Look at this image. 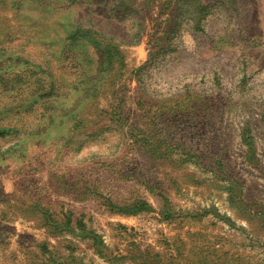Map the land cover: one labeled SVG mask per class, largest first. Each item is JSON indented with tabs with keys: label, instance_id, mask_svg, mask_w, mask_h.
I'll use <instances>...</instances> for the list:
<instances>
[{
	"label": "rangeland",
	"instance_id": "rangeland-1",
	"mask_svg": "<svg viewBox=\"0 0 264 264\" xmlns=\"http://www.w3.org/2000/svg\"><path fill=\"white\" fill-rule=\"evenodd\" d=\"M0 264H264V0H0Z\"/></svg>",
	"mask_w": 264,
	"mask_h": 264
}]
</instances>
